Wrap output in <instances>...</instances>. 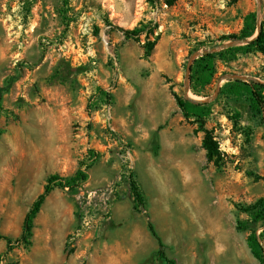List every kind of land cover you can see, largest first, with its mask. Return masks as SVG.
I'll return each instance as SVG.
<instances>
[{
    "label": "rangeland",
    "instance_id": "rangeland-1",
    "mask_svg": "<svg viewBox=\"0 0 264 264\" xmlns=\"http://www.w3.org/2000/svg\"><path fill=\"white\" fill-rule=\"evenodd\" d=\"M250 14L251 36L223 38ZM261 27L264 0H0V86L13 78L0 111V264H165L148 219L174 264H264L247 244L255 230L264 247V221L241 210L264 197V87L257 105L236 81L264 85V45L236 49ZM211 48V65L196 61ZM186 85L206 102L187 117L173 96ZM79 167L86 180L64 186ZM46 184L29 242L17 241Z\"/></svg>",
    "mask_w": 264,
    "mask_h": 264
},
{
    "label": "trees",
    "instance_id": "trees-1",
    "mask_svg": "<svg viewBox=\"0 0 264 264\" xmlns=\"http://www.w3.org/2000/svg\"><path fill=\"white\" fill-rule=\"evenodd\" d=\"M248 23L244 26V28L241 30L239 35H224L223 38H232V39H245L249 36H251L254 33L255 30V16L254 14L247 15ZM126 36H131V35H136L137 30L135 29H121ZM264 45V29L261 27L258 34L256 37L252 40H250L245 46H240L236 47L237 50H245L248 47H259ZM231 48L227 49V52H230ZM212 54H205L201 56L199 59L196 61H205L208 64L211 65L210 59L208 57H211ZM194 67L191 66V74H190V79L194 77ZM237 82H241L249 87L250 93L253 96V100L255 103L258 105L262 102V95H261V87H264V85L258 83L257 81L251 80L250 83H245L240 79H236ZM13 82V78H10L8 82H6L4 85L0 86V111L2 109L1 106V100L3 94L10 88L11 84ZM257 85V86H256ZM258 87V88H257ZM191 90L194 93H198L199 90L195 85H191ZM173 96L176 100V103L178 107L183 112L184 116H189V110L196 109L200 106L206 105V102L204 101H193L189 98H187L185 95L180 96L177 93L173 92ZM160 128V127H159ZM204 132V136L202 139V146L205 149V156L207 161H217L219 158V150L217 143L214 139V136L208 129H200ZM57 178V175H52L50 179ZM87 178L86 172L79 167L74 174V176L70 177L69 179H66L65 185L69 188H74V186H78L81 182L85 181ZM129 186L131 190V194L133 197V202H134V208L137 209L138 211H145V201H144V196L142 194L141 188L136 181L134 177V172L130 171L129 173ZM52 190V186L50 184H46L43 188V191L37 196V198L33 201L30 209L26 213L24 217V222H23V232L22 235L17 241L22 240L23 242H29L30 237L32 236V228H33V219L35 218L36 214L38 213L43 201L45 200L46 196L50 193ZM241 210L245 212H249L254 220H263L264 221V197L259 198L254 204L241 208ZM145 215H147L145 211ZM147 227L152 234L153 237L157 240L158 243V250H157V255L164 260L165 264H174V261L170 258H168L165 254L164 251V243L162 242L160 236L155 230V227L148 219L147 221ZM246 225L242 223V221L238 220L236 223V228L237 229H245ZM259 235H257L255 230H252L251 233L247 237V244L249 248L251 249L252 254L258 258L261 262H264V247L259 241Z\"/></svg>",
    "mask_w": 264,
    "mask_h": 264
},
{
    "label": "water",
    "instance_id": "water-1",
    "mask_svg": "<svg viewBox=\"0 0 264 264\" xmlns=\"http://www.w3.org/2000/svg\"><path fill=\"white\" fill-rule=\"evenodd\" d=\"M214 48H211V49H203L201 52H198V53H200L201 55H205V54H207L208 52H211L212 50H213ZM194 55H196V54H194ZM193 55V56H194ZM189 66V65H188ZM188 90H189V88H188V85H186L185 86V92H186V94H185V96L187 97V98H189V99H191V100H193V101H200V100H198V99H195V98H193V97H190L187 93H188Z\"/></svg>",
    "mask_w": 264,
    "mask_h": 264
},
{
    "label": "crops",
    "instance_id": "crops-1",
    "mask_svg": "<svg viewBox=\"0 0 264 264\" xmlns=\"http://www.w3.org/2000/svg\"><path fill=\"white\" fill-rule=\"evenodd\" d=\"M152 124H153V122H152ZM158 123H157V121L155 122V124H153L152 125V129H155V128H157L159 125H157ZM159 136H160V138H162V131L161 132H159ZM178 140V139H177Z\"/></svg>",
    "mask_w": 264,
    "mask_h": 264
}]
</instances>
